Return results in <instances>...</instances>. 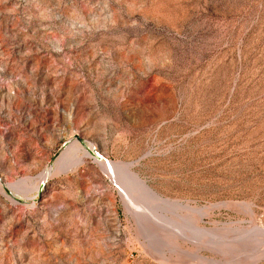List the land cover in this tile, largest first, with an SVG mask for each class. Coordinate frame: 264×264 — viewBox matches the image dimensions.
I'll return each instance as SVG.
<instances>
[{"label":"rangeland","instance_id":"obj_1","mask_svg":"<svg viewBox=\"0 0 264 264\" xmlns=\"http://www.w3.org/2000/svg\"><path fill=\"white\" fill-rule=\"evenodd\" d=\"M0 264H264V0H0Z\"/></svg>","mask_w":264,"mask_h":264},{"label":"bare ground","instance_id":"obj_2","mask_svg":"<svg viewBox=\"0 0 264 264\" xmlns=\"http://www.w3.org/2000/svg\"><path fill=\"white\" fill-rule=\"evenodd\" d=\"M62 156V155H61ZM64 156V155H63ZM62 159V158H61ZM84 157H76V161L74 162V161H72V162H74L73 164H74V168H75V166H77L78 164H81V163H83V161H84ZM74 160V159H73ZM58 161V160H57ZM68 162H70V161H68ZM56 164H57V162H56ZM55 164V166H54V170L56 169V170H61L63 167L62 166H64V163L63 162H61L60 161V163L58 164V165H56ZM72 165V164H71ZM109 165L113 168V167H118L119 169H121V172H123L124 173V181H122V182H124L126 185L128 184V186L130 187V184H135L136 185V187H140L141 188V190L142 191H144L145 193H147V194H150V196L152 195V196H156L154 193H153V191L145 184V182L143 181V180H141L135 173H133V172H131L130 170H129V168H128V164H126V163H122V162H109ZM70 168V167H69ZM68 170V169H67ZM70 170V169H69ZM52 171V170H51ZM62 173V172H61ZM45 177H46V175H42L41 177H40V180H43V179H45ZM125 191H126V194H127V192L129 191V189L127 188V189H125ZM129 194V193H128ZM130 195V194H129ZM127 197V196H126ZM129 197V196H128ZM127 197V198H128ZM143 197V196H142ZM131 198V197H130ZM156 200H157V198H156ZM131 204V203H130ZM169 205V204H168ZM134 207V206H133ZM140 207V206H139ZM129 208V207H128ZM195 208V207H194ZM205 207H197L196 209L198 210V211H202L203 209H204ZM200 213V212H199ZM201 214V213H200ZM154 217V216H153ZM161 219H162V217H161ZM164 219V218H163ZM171 219V218H170ZM158 220V219H157ZM160 222V221H159ZM257 228V227H256ZM257 229H259V228H257ZM177 230V229H176ZM172 231V230H171ZM182 233H183V231H181ZM178 233V232H177ZM175 238V237H174Z\"/></svg>","mask_w":264,"mask_h":264}]
</instances>
